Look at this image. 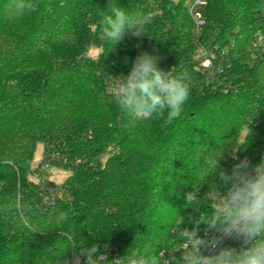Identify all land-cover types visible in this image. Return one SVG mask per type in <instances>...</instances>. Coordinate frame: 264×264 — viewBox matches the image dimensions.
Segmentation results:
<instances>
[{
    "label": "trees",
    "instance_id": "trees-1",
    "mask_svg": "<svg viewBox=\"0 0 264 264\" xmlns=\"http://www.w3.org/2000/svg\"><path fill=\"white\" fill-rule=\"evenodd\" d=\"M190 1L113 0L152 17L146 36L113 47L97 27L109 0H36V11L13 20L0 0V209H8L0 211V264H73L93 244L109 260L175 263L178 230L210 213L224 190L205 157L229 171L245 157L259 162L264 0H206L198 34ZM142 52L189 76V98L171 124L165 113L129 126L113 100L115 78ZM44 167L70 175L55 184ZM18 200L40 231L23 228ZM60 212L68 219L57 224Z\"/></svg>",
    "mask_w": 264,
    "mask_h": 264
},
{
    "label": "clouds",
    "instance_id": "clouds-1",
    "mask_svg": "<svg viewBox=\"0 0 264 264\" xmlns=\"http://www.w3.org/2000/svg\"><path fill=\"white\" fill-rule=\"evenodd\" d=\"M37 7L36 0H9L4 12L13 20L36 11ZM107 10L97 25L101 39L114 47L128 34L136 38L146 36L152 23L151 15L143 10L129 12L113 0H109ZM160 59L142 52L127 75L115 78L113 100L127 117L129 126L153 117H164L165 113V124H171L183 111L190 95L189 76L186 72L176 73L173 68L161 69L158 67ZM204 162L220 181L214 187L224 190L218 194L216 206L210 213L202 214L191 229L178 230L185 250L181 257L183 264H264V155L256 164L245 157L230 171L221 168L220 161L212 156L205 157ZM186 201L195 203L196 194L186 193ZM15 211L23 228L31 233L40 231L30 218L31 209L22 201L16 202ZM67 219V214L60 212L55 222L60 224ZM201 225H204L203 230ZM228 239L240 241V246H225ZM81 257L83 264H160L156 256L109 260L98 244L80 251L75 264H81Z\"/></svg>",
    "mask_w": 264,
    "mask_h": 264
},
{
    "label": "built area",
    "instance_id": "built-area-1",
    "mask_svg": "<svg viewBox=\"0 0 264 264\" xmlns=\"http://www.w3.org/2000/svg\"><path fill=\"white\" fill-rule=\"evenodd\" d=\"M205 4H206V0H191L188 3V10H189L191 18L193 20L194 29H195V32L197 34L200 33L201 28L205 24V20H204L203 14H202V7H204ZM259 41L264 42L263 36H260ZM204 66L205 67L209 66L208 60H206L204 62ZM224 243H225V246H232V247H237V248L240 246V241H233L231 239L226 240ZM177 251H178V255L180 257H175V263H170L169 261H164V264H183L181 257H183L185 255L184 244L182 246H180L177 249ZM130 259H128V260H130Z\"/></svg>",
    "mask_w": 264,
    "mask_h": 264
},
{
    "label": "rangeland",
    "instance_id": "rangeland-1",
    "mask_svg": "<svg viewBox=\"0 0 264 264\" xmlns=\"http://www.w3.org/2000/svg\"><path fill=\"white\" fill-rule=\"evenodd\" d=\"M187 5V3H186ZM99 54V50L97 48L91 47L88 51V56L92 58H96ZM43 156V145L39 143L36 147V151L34 153L33 163L37 165ZM42 174L44 178L55 183L62 184L70 175L68 171L52 168V167H44L42 169ZM73 264H75V258L73 259Z\"/></svg>",
    "mask_w": 264,
    "mask_h": 264
}]
</instances>
